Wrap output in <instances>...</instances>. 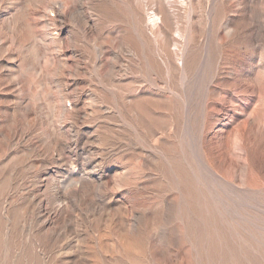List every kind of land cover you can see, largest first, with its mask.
<instances>
[{"label":"rangeland","instance_id":"rangeland-1","mask_svg":"<svg viewBox=\"0 0 264 264\" xmlns=\"http://www.w3.org/2000/svg\"><path fill=\"white\" fill-rule=\"evenodd\" d=\"M0 264H264V0H0Z\"/></svg>","mask_w":264,"mask_h":264},{"label":"bare ground","instance_id":"bare-ground-1","mask_svg":"<svg viewBox=\"0 0 264 264\" xmlns=\"http://www.w3.org/2000/svg\"><path fill=\"white\" fill-rule=\"evenodd\" d=\"M80 2H81V1H80ZM58 3H59V2H58ZM61 4H62V3H61ZM61 4L59 3V5H61ZM57 5H58V4H57ZM61 7H62V6H61ZM57 8H58V7H57ZM58 9H59V8H58ZM63 9H64V7H63ZM63 9H61V10H63ZM57 11H58V10H57ZM58 14H59V13H58ZM60 15H61V14H60ZM62 15H63V14H62ZM150 18H151V17H150ZM152 19H153V18H151V20H152ZM87 20H88V19H87ZM87 20H86V22L89 21V20H88V21H87ZM149 20H150V19H149ZM151 20H150V22H151ZM154 21H155V20H154ZM154 21L152 20V22H154ZM134 54H135V53H134ZM137 57H138V56H137ZM138 59H139V58H138ZM62 203H63V202H62ZM39 210H40V209H39ZM39 212H40V211H39ZM59 213H60V212H59ZM39 214H40V213H39ZM40 215H41V214H40ZM41 218H42V216H41ZM40 222H41V221H40ZM46 223H48V218H47V217H46L45 220H44V224H46ZM48 224H49V223H48ZM47 227H48V226H47Z\"/></svg>","mask_w":264,"mask_h":264}]
</instances>
